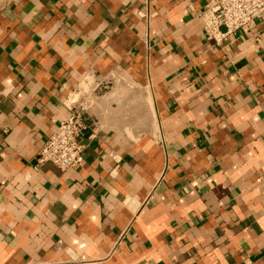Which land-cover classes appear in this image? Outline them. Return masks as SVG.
<instances>
[{
  "label": "crops",
  "instance_id": "0c3cea01",
  "mask_svg": "<svg viewBox=\"0 0 264 264\" xmlns=\"http://www.w3.org/2000/svg\"><path fill=\"white\" fill-rule=\"evenodd\" d=\"M210 1L0 0V264H264V17L217 44Z\"/></svg>",
  "mask_w": 264,
  "mask_h": 264
},
{
  "label": "built area",
  "instance_id": "2783aa9c",
  "mask_svg": "<svg viewBox=\"0 0 264 264\" xmlns=\"http://www.w3.org/2000/svg\"><path fill=\"white\" fill-rule=\"evenodd\" d=\"M198 17L204 24V36L217 44L229 40L239 31L250 30L264 17V0H211ZM84 105L74 107L56 131L48 136L37 160L66 172L84 164L83 139L91 133ZM94 133V132H93Z\"/></svg>",
  "mask_w": 264,
  "mask_h": 264
}]
</instances>
